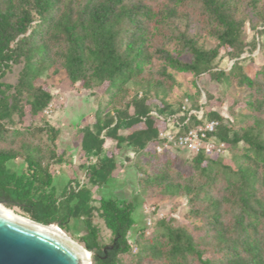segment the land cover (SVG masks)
<instances>
[{
	"label": "trees",
	"instance_id": "trees-1",
	"mask_svg": "<svg viewBox=\"0 0 264 264\" xmlns=\"http://www.w3.org/2000/svg\"><path fill=\"white\" fill-rule=\"evenodd\" d=\"M263 35L264 0H0V201L62 231L70 220L81 221L80 242L93 252L92 264H264V43L253 75L241 58ZM222 59L233 61L228 70ZM14 67L15 82H5ZM179 72L193 76L194 91L171 101ZM62 73L69 86L104 98L80 134L76 166L59 152L60 129L45 114L52 94L42 78ZM220 85L235 89L232 121L217 111L223 100L210 87ZM199 109L201 120L188 116ZM170 116L183 123L180 133L217 121L214 137L225 142L232 163L173 149L189 156L196 174L178 183L168 169L133 161L142 190L185 197L188 216L199 224L188 229L159 218L149 236L141 232L131 243L134 202L95 193L120 174L118 157L155 153ZM107 141L115 142L113 151L105 150ZM16 159L19 172L8 166ZM62 163L71 172L57 193L54 165ZM95 216L109 231L108 245L100 243ZM131 253L133 262H126Z\"/></svg>",
	"mask_w": 264,
	"mask_h": 264
},
{
	"label": "rangeland",
	"instance_id": "rangeland-1",
	"mask_svg": "<svg viewBox=\"0 0 264 264\" xmlns=\"http://www.w3.org/2000/svg\"><path fill=\"white\" fill-rule=\"evenodd\" d=\"M257 29H261V27L258 26ZM252 35V32L246 28L247 41L251 40ZM207 41L209 43H214L213 39L210 38H207ZM256 42V49L251 54L245 52L241 55V58H244L242 64L250 75L259 71L263 62L260 53V45L264 43V35L260 38L256 37ZM165 44L168 50L173 51L174 43L172 41H165ZM232 62L233 61L227 59H222L219 61V66L228 70ZM157 65L158 63L154 61V66L157 67ZM18 70L19 67H14L12 72L3 80L5 82L14 83ZM42 80L46 82L52 94V102L45 110V114L48 116L50 123L60 129L58 142L59 152L64 151L66 161L76 166V151L78 149L80 134L85 124L91 125L92 112L95 110L98 103L104 101V98L98 93L91 96L89 91L82 89L77 84L72 87L69 86L64 80L63 73L57 77L51 78H46L44 76ZM177 80L180 86L171 90L169 96L171 101H182V95L185 90L194 91L192 84L194 78L191 74L179 72L177 73ZM210 88H212V90L216 92V95L223 100L222 106L217 108V111L225 121H232L233 116L230 111V100L233 98L232 96L235 95V89H228L224 85ZM200 102H204L203 93ZM28 122L29 120L25 119V123L27 124ZM114 147V141H107L104 145L105 150L108 151H113ZM132 155L133 154L129 152L123 157H118V160L122 162L123 170H121L115 182L112 181L116 188H114V185H111L109 191L100 190L95 193V195L98 193L105 198H128L134 202L135 210L132 217L135 221V225L129 231V241L133 243L134 238L141 232H143L145 236H149L156 229L155 222L159 218H172L175 225L183 226L188 229L193 228V225L199 224L196 219L188 216L189 208L185 197L180 195L174 197L160 196L155 187H148L142 190L139 183L141 179H143V175L134 169L132 163L133 161L136 163L147 161L155 170L168 169L171 181L184 183L189 179L193 180L196 178L189 156L180 151L163 150L158 152L156 149L155 153L151 156L141 158L136 156V158L133 159ZM128 158L131 161H128ZM222 159L226 164L232 163V156L228 150L222 155ZM8 166H11L19 172L22 167V161L20 159L10 161L8 162ZM54 169L56 170L55 175H57L54 177V185L57 189V193H59L66 185L67 175H69L71 170L64 163L54 165ZM77 180L80 182L85 181L82 175H78ZM221 185L222 184H219V187ZM9 210L23 217H27L26 213L22 212L17 207H13ZM94 221L101 230L100 243L102 245H108L110 238L109 231L105 228L103 221L99 217L95 216ZM68 227V231H61L83 247L80 242V237L85 234V229L81 221L70 220ZM134 250L135 248L133 247V251ZM133 253L124 257L126 262H133Z\"/></svg>",
	"mask_w": 264,
	"mask_h": 264
},
{
	"label": "water",
	"instance_id": "water-1",
	"mask_svg": "<svg viewBox=\"0 0 264 264\" xmlns=\"http://www.w3.org/2000/svg\"><path fill=\"white\" fill-rule=\"evenodd\" d=\"M0 201V264H92L86 250L52 228L4 208ZM56 225V226H55Z\"/></svg>",
	"mask_w": 264,
	"mask_h": 264
},
{
	"label": "built area",
	"instance_id": "built-area-1",
	"mask_svg": "<svg viewBox=\"0 0 264 264\" xmlns=\"http://www.w3.org/2000/svg\"><path fill=\"white\" fill-rule=\"evenodd\" d=\"M186 102V100H185ZM185 110V106H182ZM153 115L161 120L163 117L158 116L155 112ZM195 115L198 120L202 119L203 110L189 111V115ZM167 129L160 132L157 137L155 149L158 152L163 150L181 149L190 154H196L203 151L207 156L223 155L226 152L225 142L214 137V132L218 125L215 120L206 121L200 125L194 126L180 133L179 130L183 123H179L175 116L166 119ZM185 123V122H184Z\"/></svg>",
	"mask_w": 264,
	"mask_h": 264
},
{
	"label": "crops",
	"instance_id": "crops-1",
	"mask_svg": "<svg viewBox=\"0 0 264 264\" xmlns=\"http://www.w3.org/2000/svg\"><path fill=\"white\" fill-rule=\"evenodd\" d=\"M122 170H123V169H122ZM57 173H58V171H57ZM56 176H57V175H56ZM115 180H116V179L111 180V181H110L105 187H103L101 190H103V191H106V190L109 191L111 185H112V186H113V185L115 186V184L113 183V182H115ZM112 181H113V182H112ZM67 182H68V175H67V180H66V183H65L66 185H67ZM66 185L63 187V189L66 187ZM114 188H116V186H115ZM63 189H62V190H63Z\"/></svg>",
	"mask_w": 264,
	"mask_h": 264
},
{
	"label": "bare ground",
	"instance_id": "bare-ground-1",
	"mask_svg": "<svg viewBox=\"0 0 264 264\" xmlns=\"http://www.w3.org/2000/svg\"><path fill=\"white\" fill-rule=\"evenodd\" d=\"M3 206V205H2ZM4 207V206H3ZM5 208V207H4ZM7 209V208H6ZM7 210H9V209H7ZM23 217V216H22ZM23 218H26V217H23ZM26 219H28V218H26ZM56 226V225H55ZM49 228H52V225L51 226H48ZM57 228H58V226H56ZM59 229V228H58ZM60 230V229H59ZM61 231V230H60ZM62 232V231H61ZM63 233V232H62ZM64 234V233H63ZM65 235V234H64ZM68 237V236H67ZM79 245V244H78ZM80 246V245H79ZM82 247V246H81ZM80 264H82L81 263V261H80Z\"/></svg>",
	"mask_w": 264,
	"mask_h": 264
}]
</instances>
